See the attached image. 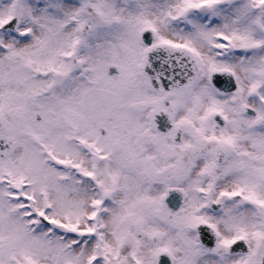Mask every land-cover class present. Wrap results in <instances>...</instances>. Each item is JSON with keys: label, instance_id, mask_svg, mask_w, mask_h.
Masks as SVG:
<instances>
[{"label": "snow or ice", "instance_id": "1", "mask_svg": "<svg viewBox=\"0 0 264 264\" xmlns=\"http://www.w3.org/2000/svg\"><path fill=\"white\" fill-rule=\"evenodd\" d=\"M0 264H264V0H0Z\"/></svg>", "mask_w": 264, "mask_h": 264}]
</instances>
